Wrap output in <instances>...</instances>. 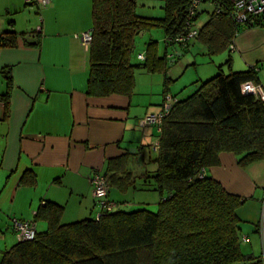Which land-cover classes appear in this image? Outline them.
Listing matches in <instances>:
<instances>
[{"label":"trees","instance_id":"1","mask_svg":"<svg viewBox=\"0 0 264 264\" xmlns=\"http://www.w3.org/2000/svg\"><path fill=\"white\" fill-rule=\"evenodd\" d=\"M138 1L92 0L86 95L130 96L137 69L165 75L167 49L188 47L166 46L165 41L185 31L190 0H163L164 17L160 19L138 16ZM222 1L225 4L221 3L219 13L211 11L197 25L196 41L210 55L230 53L228 47L241 26L262 25L264 14L242 25L235 23L229 9L224 10L226 0ZM205 4L211 6L203 3L196 21L205 13ZM152 29L163 30L166 55L159 56L151 42L140 60L143 63L133 65L135 38ZM15 37L11 32L1 34L0 46L13 47ZM221 66H217L220 73L216 76L195 81L186 97L171 96L176 100L159 127L153 160L156 170L150 177L153 185L144 181L141 187L149 185L159 193L156 212L144 207L125 210L114 202L111 212H101L99 206L98 219L63 224L64 207L46 202L34 216L35 221L46 223V230L3 251L0 264H262L261 257L243 254L240 249L238 210L243 200L206 175L208 168L219 165L221 153L233 154L241 169L264 159V101L241 91L246 82L257 84L256 69L225 75ZM3 75L6 91L1 101L7 117L12 85L9 70ZM104 176L108 201L112 189L124 193L133 187L129 154L109 161ZM143 177L149 178L146 172Z\"/></svg>","mask_w":264,"mask_h":264},{"label":"crops","instance_id":"2","mask_svg":"<svg viewBox=\"0 0 264 264\" xmlns=\"http://www.w3.org/2000/svg\"><path fill=\"white\" fill-rule=\"evenodd\" d=\"M207 5L203 10L208 16L212 8L207 10ZM261 23L241 26L234 48L217 63L229 60V72L255 68L257 85L264 90V15ZM91 29L92 0H51L46 8L26 0H0V35L16 36L13 47L0 46V240L9 231L16 238L10 218L33 223L36 232L45 231L46 223L34 216L46 202L64 207L63 224L93 218L100 207L92 195L91 176H103L108 162L129 154L128 148L141 150L143 144L152 146L158 140V128L142 126L141 121L162 111L161 77L139 73L153 78L154 85L145 88L137 82L130 96L86 95L89 51L74 35ZM214 68L209 73H216ZM4 70H9L12 85L7 117L1 101L6 91ZM170 91L165 93L182 99ZM206 175L243 200L238 210L241 221L258 217L264 159L241 169L233 154L221 153L219 165L208 168ZM108 199L119 203L111 195Z\"/></svg>","mask_w":264,"mask_h":264},{"label":"rangeland","instance_id":"3","mask_svg":"<svg viewBox=\"0 0 264 264\" xmlns=\"http://www.w3.org/2000/svg\"><path fill=\"white\" fill-rule=\"evenodd\" d=\"M207 10H210L212 7L207 5ZM205 8V7H204ZM136 13L138 16L148 19H160L164 17V1L163 0H139L136 8ZM207 15L205 13L201 14L199 18V23L197 25L201 26L200 23L206 20ZM154 43L156 45V52L159 56L166 55L165 44H164V33L161 29H152L146 32L139 34L135 38V49L131 55V63L133 65H141L143 61H140L138 58L139 55L145 56L146 48L149 43ZM175 51V52H174ZM177 52H181L179 56H176ZM220 56H227L226 52L210 55L207 48L200 43L199 41H192L187 48H171L167 49V60H168V69L166 74H155V78L161 77L164 81V87H166L173 95L177 97L184 98L186 94L192 89V84L195 81L207 80L208 77L216 76L220 73L217 70L209 73L210 69L219 66L217 63L220 59ZM221 69L222 73L225 75L229 74V69L227 64H222ZM208 72V73H203ZM139 73H144L143 70L137 69L135 71V83L139 82L141 86L149 88L151 85H154L155 80L151 78L149 80L148 76L139 75ZM210 77V78H212ZM209 78V79H210ZM150 81V82H149ZM149 82V83H148ZM159 88V86H158ZM160 88L156 92H159ZM171 96V95H169ZM154 98L157 99V95H154ZM157 136V135H156ZM141 150H137L134 153L129 152L131 149L128 148L127 152L129 153V168L131 172H134L135 186L128 190V193L121 194V192L112 189L109 196L121 203V205H128L125 210H132L138 207H144L150 210L151 212L157 211V203L159 193L156 191H151L154 189L152 186L147 185L144 188V181L153 185V179L150 178L154 175L156 170V165L154 163V158L156 152L152 149V146L142 145ZM141 146L138 143V149ZM149 177L144 180V177L141 174H145ZM143 189V190H140ZM140 204V205H139ZM240 222V249L243 254L253 255L254 257H261L262 264H264V197L258 211V217L255 218V215L251 216L249 219H242ZM12 222V218L9 219ZM256 227L259 228V232H256ZM245 237V241L242 238ZM15 236H12L11 232H6L5 240L4 238L0 240V250H5V248H10V246L15 242ZM2 251V252H3ZM1 256V252H0Z\"/></svg>","mask_w":264,"mask_h":264},{"label":"built area","instance_id":"4","mask_svg":"<svg viewBox=\"0 0 264 264\" xmlns=\"http://www.w3.org/2000/svg\"><path fill=\"white\" fill-rule=\"evenodd\" d=\"M27 2L35 3L39 8H46L50 5L51 0H26ZM211 3L212 11L219 13L222 10V0H190L188 8V14L186 17L185 31L174 37L166 38V46L176 45L186 47L190 42L195 41L198 35V27L195 16L197 15L203 5V3ZM228 4L224 10L229 9V14L232 20L237 24H244L252 17H259L264 14V0H226ZM220 3V4H218ZM225 4V3H223ZM74 39L77 40L83 47L88 48L92 41V31H86L74 35ZM233 44L229 45L228 49L232 51ZM140 60H144L143 55H139ZM241 91L244 94H253L264 101V90L257 84L252 82H246L241 85ZM176 99H173L169 95H165L163 98L162 111L159 114H151L143 117L141 121L142 126H156L160 131V124L164 117L168 115V111ZM152 149L156 152L158 150V140L152 144ZM92 195L97 201V204L101 207V212H111L115 209L116 204L107 200V181L105 177H102L98 173L93 174L90 179ZM99 214H96L98 219ZM12 227L18 241H31L36 236V230L33 223L22 222L16 219H12Z\"/></svg>","mask_w":264,"mask_h":264},{"label":"water","instance_id":"5","mask_svg":"<svg viewBox=\"0 0 264 264\" xmlns=\"http://www.w3.org/2000/svg\"><path fill=\"white\" fill-rule=\"evenodd\" d=\"M179 55H180V53H176V56H179ZM129 152L134 153L135 149H131Z\"/></svg>","mask_w":264,"mask_h":264}]
</instances>
